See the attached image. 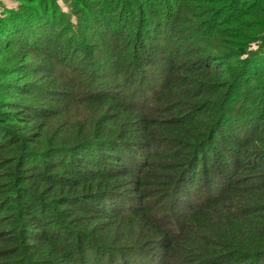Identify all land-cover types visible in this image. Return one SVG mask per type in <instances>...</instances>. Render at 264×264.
<instances>
[{
    "label": "trees",
    "instance_id": "trees-1",
    "mask_svg": "<svg viewBox=\"0 0 264 264\" xmlns=\"http://www.w3.org/2000/svg\"><path fill=\"white\" fill-rule=\"evenodd\" d=\"M0 0V264H264V0Z\"/></svg>",
    "mask_w": 264,
    "mask_h": 264
},
{
    "label": "rangeland",
    "instance_id": "rangeland-1",
    "mask_svg": "<svg viewBox=\"0 0 264 264\" xmlns=\"http://www.w3.org/2000/svg\"><path fill=\"white\" fill-rule=\"evenodd\" d=\"M7 6H16L17 2L14 0H3ZM60 4L65 10H69V1L68 0H59Z\"/></svg>",
    "mask_w": 264,
    "mask_h": 264
}]
</instances>
